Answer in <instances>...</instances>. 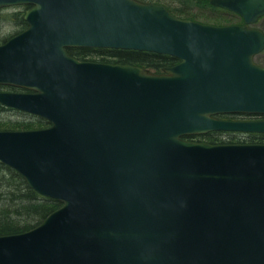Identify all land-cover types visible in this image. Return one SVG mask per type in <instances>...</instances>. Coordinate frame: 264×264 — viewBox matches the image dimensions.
I'll list each match as a JSON object with an SVG mask.
<instances>
[{"label": "water", "instance_id": "1", "mask_svg": "<svg viewBox=\"0 0 264 264\" xmlns=\"http://www.w3.org/2000/svg\"><path fill=\"white\" fill-rule=\"evenodd\" d=\"M244 24L182 18L141 0H0L28 26L0 44L3 105L50 122L0 129V162L62 205L0 235V264H264V142L188 139L264 133V0H210ZM70 47L180 61L157 73L82 60Z\"/></svg>", "mask_w": 264, "mask_h": 264}, {"label": "trees", "instance_id": "2", "mask_svg": "<svg viewBox=\"0 0 264 264\" xmlns=\"http://www.w3.org/2000/svg\"><path fill=\"white\" fill-rule=\"evenodd\" d=\"M145 2H156L164 4L175 15L192 20H199L202 17L214 18L215 16L207 14L208 9H218L210 3V0H141ZM24 5L13 6L11 8L0 9V34L2 33L4 24L8 21L16 20L18 33L24 30L28 23L24 19ZM27 7V6H24ZM12 9L6 14H2L3 10ZM4 15V16H3ZM224 19H228L223 16ZM215 17V18H216ZM263 18V17H262ZM240 22L243 21L240 16ZM1 36V35H0ZM12 35L0 37V44L8 40ZM69 53L79 59L89 60L88 56L98 54L101 55L103 61L106 55L114 56L116 63L136 64L152 69L155 72H162L165 68L178 63L179 59L163 53L141 51L132 49H110V48H93V47H70L67 48ZM11 108V107H10ZM10 111L23 115L22 119L9 120L0 119V125L9 124H39L49 125L46 119L34 114L19 111L15 108L9 109L8 106L0 102V113ZM230 136V135H229ZM227 136V137H229ZM192 138V136H186ZM226 137V138H227ZM211 138V143H248V142H264V133H241L230 136L228 139ZM62 203L52 197L40 194L31 188L25 178L14 168L0 162V235L24 232L32 229L41 223L52 211L56 210Z\"/></svg>", "mask_w": 264, "mask_h": 264}, {"label": "rangeland", "instance_id": "3", "mask_svg": "<svg viewBox=\"0 0 264 264\" xmlns=\"http://www.w3.org/2000/svg\"><path fill=\"white\" fill-rule=\"evenodd\" d=\"M5 8H8V7H5ZM9 8H11V7H9ZM217 8L218 9H208L207 14L215 16V17L216 16H223V17H227L228 19H224L222 17H216V18L215 17L214 18L202 17L201 19H199L197 21H200L202 23L215 24V25H228V24H233L235 22H239V23L244 22V20L242 22L238 21V20H240V15L238 13L224 9V8H221V7H217ZM26 9H27V7H24V6L21 8V10H24V13H25ZM9 11H12V9L3 10L2 14H6ZM254 25L261 28L264 31V16H263V18L261 17ZM17 30H18V27L16 24V20L11 19V21H8L4 24L2 33L0 34L1 35L0 37L2 38V37H7V36L12 35V34L14 35V33ZM104 55L106 56L107 60L112 61V59H114V56H109L106 54H104ZM88 57H89V60H95V61H100L101 59H103L102 56L98 55V54H94V55H91ZM255 61L261 65H264V50L259 52L258 54H256ZM149 70L153 71L152 69H149ZM153 72H155V71H153ZM157 73H160V72H157ZM0 90L4 91L7 89L1 87ZM19 111H21V110H19ZM22 112H25V111H22ZM22 116L23 115L11 113L10 111L0 113V119H3V120H9L10 118H12L14 120H18V119H22L23 118ZM49 125L45 126V125H39L36 123L35 124H24V125L23 124L5 123V124L0 125V129H11V130L39 129V128L47 127ZM245 133H253V132H245ZM234 135L236 136V132H233L230 134V136H232V137ZM227 136H229V134L225 135V137H227ZM229 137L224 138V139H228ZM232 143H238V142H232Z\"/></svg>", "mask_w": 264, "mask_h": 264}, {"label": "flooded vegetation", "instance_id": "4", "mask_svg": "<svg viewBox=\"0 0 264 264\" xmlns=\"http://www.w3.org/2000/svg\"><path fill=\"white\" fill-rule=\"evenodd\" d=\"M233 24H240V25H242V24H244V22H242V23L235 22ZM100 61H103V60H100ZM114 61H115V58L112 59V61H103V62H114ZM114 63H116V62H114ZM1 87L2 88H6L7 89L6 91H17V92L22 91L18 87L9 86V85H0V88ZM8 108L9 109H12V107L11 108L8 107ZM217 117L222 118V119H229V120H263L264 119V114L245 113V112H233V113H220V114H217ZM233 132L234 131H221V130H218V131H210V132H207V133L202 134V135L201 134L200 135H190V136H192V138H189V139L195 140V141H198V142H208V143H211L212 136L213 137H216V138H220V141H221L222 138H226L225 137L226 134H229L230 135ZM241 133H245V132H238V133L236 132V135L237 134H241Z\"/></svg>", "mask_w": 264, "mask_h": 264}]
</instances>
